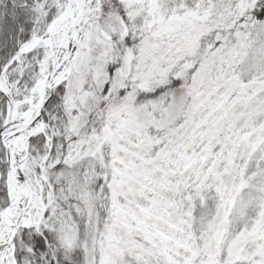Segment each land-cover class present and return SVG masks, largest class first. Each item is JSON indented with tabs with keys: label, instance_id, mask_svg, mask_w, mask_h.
Here are the masks:
<instances>
[{
	"label": "snow or ice",
	"instance_id": "obj_1",
	"mask_svg": "<svg viewBox=\"0 0 264 264\" xmlns=\"http://www.w3.org/2000/svg\"><path fill=\"white\" fill-rule=\"evenodd\" d=\"M0 264H264V0H0Z\"/></svg>",
	"mask_w": 264,
	"mask_h": 264
}]
</instances>
